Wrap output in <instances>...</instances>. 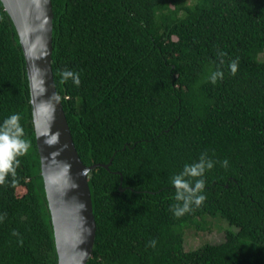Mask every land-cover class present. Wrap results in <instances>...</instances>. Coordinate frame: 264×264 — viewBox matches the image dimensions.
Segmentation results:
<instances>
[{
	"label": "trees",
	"instance_id": "1",
	"mask_svg": "<svg viewBox=\"0 0 264 264\" xmlns=\"http://www.w3.org/2000/svg\"><path fill=\"white\" fill-rule=\"evenodd\" d=\"M52 1L54 78L76 147L87 165L112 161L89 173L87 264H264V0ZM12 113L30 146L0 183V264H57L26 59L0 0V124ZM202 153L206 198L177 217L172 177ZM213 219L228 222L225 239L186 249L187 230Z\"/></svg>",
	"mask_w": 264,
	"mask_h": 264
},
{
	"label": "water",
	"instance_id": "2",
	"mask_svg": "<svg viewBox=\"0 0 264 264\" xmlns=\"http://www.w3.org/2000/svg\"><path fill=\"white\" fill-rule=\"evenodd\" d=\"M1 1L17 28L26 59L57 264H87L97 234L89 173L99 165L109 168L112 161L87 165L76 147L54 78L53 1ZM120 188L125 190L122 184Z\"/></svg>",
	"mask_w": 264,
	"mask_h": 264
},
{
	"label": "clouds",
	"instance_id": "3",
	"mask_svg": "<svg viewBox=\"0 0 264 264\" xmlns=\"http://www.w3.org/2000/svg\"><path fill=\"white\" fill-rule=\"evenodd\" d=\"M221 57L225 55L222 51L218 53ZM223 62V61H222ZM239 58L229 61L228 67L232 74H235L238 67ZM224 73L217 68L212 72L208 79L215 84L218 79H223ZM63 79H72L76 85L80 84L79 74L71 70L62 72ZM30 144L24 139V129L20 123V115L12 113L0 124V183L4 182L5 177L12 173L15 174V166L19 164L18 156L27 152ZM227 167L228 160L220 162ZM213 167V161L207 158L206 153H202L198 162L185 164L183 170L172 177V184L175 187L176 204L172 205V211L177 217L184 215L192 210V205L199 206L206 198L203 189L205 181L202 178L206 169ZM186 177H201L194 182ZM148 245L155 247L156 240H150Z\"/></svg>",
	"mask_w": 264,
	"mask_h": 264
},
{
	"label": "rangeland",
	"instance_id": "4",
	"mask_svg": "<svg viewBox=\"0 0 264 264\" xmlns=\"http://www.w3.org/2000/svg\"><path fill=\"white\" fill-rule=\"evenodd\" d=\"M261 58L264 59V53L261 54ZM213 225L207 229L195 230L193 228L188 229L185 235V248L196 249L206 242L219 243L225 239V227L228 225L224 220L213 219ZM222 228H220L219 224Z\"/></svg>",
	"mask_w": 264,
	"mask_h": 264
}]
</instances>
